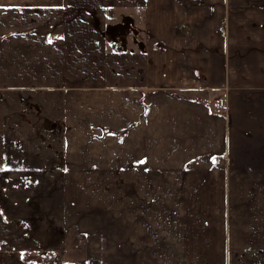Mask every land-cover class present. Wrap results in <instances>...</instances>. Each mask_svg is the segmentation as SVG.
Instances as JSON below:
<instances>
[{"label": "rangeland", "instance_id": "374dc122", "mask_svg": "<svg viewBox=\"0 0 264 264\" xmlns=\"http://www.w3.org/2000/svg\"><path fill=\"white\" fill-rule=\"evenodd\" d=\"M30 1L47 0H0ZM214 5L208 0L196 3L215 20L212 38L220 44L211 46L206 66L211 64L213 75L214 64L221 60L226 64L225 77L235 68L249 75L254 87L240 100L251 106L249 110L229 105L230 97L233 104L238 99L233 81L224 78L220 88H211L208 110L224 119L225 135L220 142L206 141V169L214 170L206 173V184L187 173L185 161L184 171L178 168L177 173L173 161L178 158L165 151L171 141L163 140L164 127L150 126L156 115L148 116L147 125L138 131L133 132L132 125L113 129L101 116L91 114L92 104L86 98L87 109L79 117L77 113L69 126L60 118L66 112L62 94L50 99L0 95V264L264 263L260 260L264 257L255 254L264 248V231L251 232L254 224L246 226L249 230L240 228L244 225L239 220L257 207H243L242 214L239 206L229 202L226 191L229 178L230 185L240 186L244 177L264 174V85L258 84L264 73L260 71L264 69V24L254 21L247 28L263 46L255 38L243 45L248 37H241L247 32L242 18L233 23L228 19L235 10L246 12L247 6L234 9L229 4L220 19ZM248 5L264 11V0ZM245 16L248 19L251 13ZM133 17L114 24V33L110 29L105 36L118 39L128 29L138 34ZM190 33L188 40L207 34L206 24L195 23ZM178 65L183 71L189 68L186 57ZM212 79L199 81L208 87ZM172 88L168 85V90ZM101 105L110 107L103 113L125 108L124 103L107 98ZM70 106L74 118V103ZM153 107L159 115L162 104ZM155 127L158 131L152 133L149 129ZM168 128L172 137L173 127ZM101 129L112 137L107 141L94 137ZM229 211H233L232 221L226 216Z\"/></svg>", "mask_w": 264, "mask_h": 264}, {"label": "crops", "instance_id": "0c3cea01", "mask_svg": "<svg viewBox=\"0 0 264 264\" xmlns=\"http://www.w3.org/2000/svg\"><path fill=\"white\" fill-rule=\"evenodd\" d=\"M201 1L204 0L0 2V95L34 94L50 99L51 95L62 94L66 112H62L60 118H64L69 126H72L77 113L79 117L87 109L86 98L92 104L91 114L101 116V121L113 129L132 125L133 132L138 131L137 128L147 125L148 116L156 115L152 118L155 122L150 126L164 127L163 140L171 141L169 147L164 146L165 151L171 152V157L178 158L173 161L177 173L185 161L190 168L187 173L198 180H205L206 184V173L214 171L206 169L209 168L206 167V141L220 142L225 135L224 119L214 117L208 110L207 101L213 94L211 88H220L218 85L222 84L224 78L233 81V93L238 94V99L236 104H233L231 97L228 102L234 106L239 105L241 96L254 86H250L249 75L235 68H229V77H225L226 64L221 60L217 61L218 65L214 64L217 73L213 75L211 71L215 70L211 69V64L206 66V54L210 56L211 46L215 49L220 44L212 38L215 20L208 18L206 8L196 6ZM208 1L215 3L214 10L218 11L220 19L229 4L234 9L247 6L246 12L235 10L231 19H227L233 23L242 18V26L247 32L241 37H248L243 39V45L250 44L248 40L255 38L256 44L263 46L256 33L253 34L250 29V35L247 29L250 22L264 24V11L248 5L253 0ZM248 13L251 16L247 19L245 15ZM130 16L133 17L132 22L137 23L138 34L128 29L121 33L119 40L105 36L104 31L111 29V33H114L113 25ZM197 22L206 24L208 33L188 40ZM129 30L133 33L131 37ZM182 57L188 60L189 68L186 67V71L178 65ZM260 71L264 72V69ZM259 78L258 84L263 86L264 73ZM209 79L212 81L208 87L199 81ZM168 85L174 88L168 90ZM104 98L114 104L124 103V110L118 109L113 114L103 113L101 110L110 108L101 105ZM72 103L74 118L70 112ZM155 103L162 104L159 115L154 111ZM50 104L47 102V105ZM19 105L26 108L24 104ZM240 106L242 110L251 108L244 103ZM96 123L99 124V120ZM168 125L173 127L170 129L172 137H168ZM149 130L153 133L158 128ZM102 133L101 129L94 137L103 141L112 137ZM251 177L239 181L240 186L230 185L229 178L227 199L232 201L233 206H239L242 214L243 207H257L245 212L244 219H239L244 225L240 228L249 230L254 224L251 232L264 231V174ZM232 213L229 211L226 214L230 221L233 219ZM247 225H250L249 228ZM255 254L264 257V248ZM260 260L264 259L260 257Z\"/></svg>", "mask_w": 264, "mask_h": 264}]
</instances>
